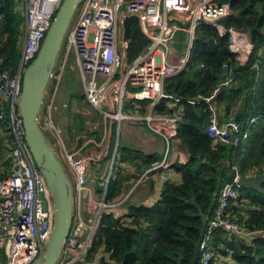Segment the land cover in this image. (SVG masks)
Returning a JSON list of instances; mask_svg holds the SVG:
<instances>
[{
	"label": "built area",
	"instance_id": "built-area-1",
	"mask_svg": "<svg viewBox=\"0 0 264 264\" xmlns=\"http://www.w3.org/2000/svg\"><path fill=\"white\" fill-rule=\"evenodd\" d=\"M65 0H25V35L22 41L20 62L15 74L0 67V121L9 133L11 143L5 162L10 163L5 177L0 181V264H33L45 253L55 223L56 209L52 193L41 169L38 167L27 142L24 119L19 112L22 93V76L39 54L47 33ZM233 14L230 3L216 0H82L76 9L72 28L64 37V65L70 54L76 55L77 66L84 83L85 97L89 107L103 117L105 133L100 142H92L100 152L85 158H76L67 150L63 161L73 184V220L62 254L57 264H118L105 253L99 252L89 261L94 243L104 216L124 220L116 212L130 193L121 200L110 202L108 185L114 177L121 140L122 124L136 119L127 110L131 104L138 108L147 103L143 119L150 129L166 139V151L162 161L154 164L147 173L155 172L162 187L181 183V175L171 169L170 144L163 130L179 124L184 111L178 107L183 99L166 92L165 83L181 72L183 66L170 63L171 47L180 32L190 37L197 27L213 26L221 36L229 35V50L235 60L246 62L254 46L245 30L224 28L220 22ZM130 18L139 20L141 30L149 40L148 47L134 60H130L131 40L126 36L125 23ZM201 68L204 67L202 64ZM223 82L209 97L198 94L191 104L204 102L210 105L212 117L207 129L208 137L216 144L240 146L250 136V123H232L230 128L215 117L214 100L226 87L236 85V74L229 63H224ZM54 77V71L51 79ZM224 87V88H222ZM162 99L170 101L171 113L157 114L155 107ZM56 94L50 96L46 110L45 131L63 144L62 131L53 123L57 111ZM138 112V111H136ZM138 115V114H137ZM113 134L116 143L111 144ZM112 154L105 166L100 193L89 183V164L97 162L98 168ZM4 169L0 158V171ZM232 181L226 182L219 192L218 206L212 219L204 228L198 264H217L214 240L223 233L229 240H242L246 244L259 238L264 240V230L250 231L247 228L246 212L252 210L243 196L236 167ZM161 172V174L159 173ZM250 208V210L248 209ZM234 208L245 209V218ZM234 262L233 251L223 247ZM221 249V248H220ZM236 262V261H235ZM232 264H239V263Z\"/></svg>",
	"mask_w": 264,
	"mask_h": 264
},
{
	"label": "trees",
	"instance_id": "trees-1",
	"mask_svg": "<svg viewBox=\"0 0 264 264\" xmlns=\"http://www.w3.org/2000/svg\"><path fill=\"white\" fill-rule=\"evenodd\" d=\"M219 1L230 3L233 10V14L220 24L226 29L235 28L249 33L254 46L249 61L244 66L235 61L229 50L228 34L221 36L218 29L209 25L197 27L187 69L165 83L167 93L183 99L181 105L184 114L174 135L186 146L190 159L174 167L181 175V183L166 184L157 204L152 207H131L124 220L104 216L98 233L99 240L90 251L89 261L102 246L104 252L111 253V259L118 264H193L201 232L218 206L219 192L236 175L233 167L244 177L264 174V129L253 130L251 124L249 139L238 147L214 145L207 133L212 117L210 105L189 102L195 100L198 94L211 96L223 80V64L229 63L241 87L223 89L214 103L224 105L226 113H230L246 96L250 112L255 84L260 81L257 92L259 103L254 108V118L264 121V55H260L261 51L264 52V0ZM125 30L127 38L131 40L129 56L132 61L150 42L136 18L126 21ZM24 35L25 16L19 9L18 0H0V67L11 70L13 74L19 66ZM202 64L203 68L200 67ZM169 103V100L162 99L155 112L170 114ZM247 125L243 126L247 128ZM0 127H3L1 121ZM44 135L47 136L45 132ZM133 153L135 157L138 155L137 152ZM122 157L125 159L124 155ZM158 159L148 157L147 165ZM5 163L0 171V181L10 168V163ZM244 198L252 208L246 212L248 230H264V194L248 191ZM236 240H229L223 233H217L214 244H222L233 251L234 258L240 263L264 264L263 239H253L257 247Z\"/></svg>",
	"mask_w": 264,
	"mask_h": 264
},
{
	"label": "crops",
	"instance_id": "crops-1",
	"mask_svg": "<svg viewBox=\"0 0 264 264\" xmlns=\"http://www.w3.org/2000/svg\"><path fill=\"white\" fill-rule=\"evenodd\" d=\"M216 1L220 2L219 0ZM184 34H185L184 35L185 42L182 44L180 38L179 37L177 38V40L171 47V58H170V63L174 66H183L182 69L183 71L187 69V65L191 57L193 42L195 39V32L191 37L186 33ZM248 39H250L251 41L250 35ZM260 55H264V52L261 51ZM235 61L239 65L244 66L247 64L249 59H247V61L244 63L237 60ZM224 78H225V74H223V80ZM259 82L257 81L255 84V89H254L255 93L251 100L252 111L249 112L248 110V106L246 105V96L242 97V99L231 109L230 113H226V107L224 105L220 106L215 104L213 115H215V117L218 118L219 122L222 125L228 126L230 128L231 127L230 125L232 123L249 125V123L251 122L250 126L252 124V128H253V125L256 120L254 118V108L259 103V94L257 93L258 90L260 89ZM238 85L239 83L236 81V85L233 86V88L239 87L241 84L239 86ZM230 88L232 89V87H226L224 89L230 90ZM177 105L179 108H183L181 102L178 103ZM127 110L132 114L136 115V119L124 122L122 124L121 136H120L121 140L117 155L116 171L114 177L110 179L109 182L110 190L108 191V199L110 202H116L118 200L120 201L123 196H126L129 193L131 194L123 205H120L116 208V212L122 215L123 217H127L131 207L134 206L152 207L160 201L163 187L159 182L158 179L159 176L155 172H151V173H147V172L151 169V167L154 164L162 161V159L164 158V153L166 151L165 148L166 139L163 136L153 132L148 126L147 122L143 119V116H145L147 113V103H141L137 109L134 108L133 105L128 104ZM245 116H246V120H245ZM39 124L42 130L45 132V134H47L51 139L52 137L49 135L50 133L45 131V127L47 124V116H46V111H44V108H42V111L40 112L39 115ZM177 125L178 124L171 125L167 129L163 130V135L166 136L167 141L170 144L169 157H170L171 169L174 171H175L174 167L176 164H185L190 159V153L187 151L186 146L182 143L180 138L174 135V132L178 128ZM165 130L170 132L173 140H170L168 138V136L164 133ZM92 142H96V141L89 140L83 145H81L80 149L74 148L72 150V154H74L76 158H85L89 155H94L95 153L98 154L100 152V149H98ZM10 143L11 140L8 131L6 129H1L0 158L3 157V155H5L4 158L7 157L9 150L8 146ZM160 146L162 147L160 148ZM4 148H7V151L5 153H3ZM133 152H137L138 155L135 157ZM59 154L61 160L63 161V156L61 152H59ZM122 155L125 156V159L122 157ZM148 157H150L152 160L155 158H159V159L154 161L153 164L149 166L147 165V161H146ZM107 158H109L108 161H105ZM107 158H105L104 162L101 163L102 164L101 168H98L99 164L96 162L97 164L96 169L98 171H93L92 165L95 162L89 164L91 175H89L88 182L94 184V188L97 193H100L101 191L103 179H105L106 177L105 166L112 159V154H110ZM159 173L161 174V172ZM109 185H108V189H109ZM234 209L241 216L245 214V209L244 210H239L238 208H234ZM248 209L250 210L249 207ZM243 217L245 218V216ZM236 241L246 244L242 240H236ZM246 245L257 247V245H254V240L252 239ZM223 247L224 246L222 244H219L217 246L214 244V253L217 264H232L235 261L239 264H245L238 262L235 258H234L235 261L233 262L229 257V255L226 254L225 252L226 250Z\"/></svg>",
	"mask_w": 264,
	"mask_h": 264
},
{
	"label": "water",
	"instance_id": "water-1",
	"mask_svg": "<svg viewBox=\"0 0 264 264\" xmlns=\"http://www.w3.org/2000/svg\"><path fill=\"white\" fill-rule=\"evenodd\" d=\"M81 1H64L51 29L46 35L39 54L22 76L19 112L24 119L28 145L46 179L56 209L51 239L47 244L44 255L39 256L33 264L58 263L73 220V184L62 161L57 158L55 151L48 143L40 127L39 115L51 75L62 49L64 37L71 26L76 9ZM239 183L247 191L264 194V174L257 177L241 176ZM203 234L204 230H202L200 240L195 248L193 264H198Z\"/></svg>",
	"mask_w": 264,
	"mask_h": 264
},
{
	"label": "rangeland",
	"instance_id": "rangeland-1",
	"mask_svg": "<svg viewBox=\"0 0 264 264\" xmlns=\"http://www.w3.org/2000/svg\"><path fill=\"white\" fill-rule=\"evenodd\" d=\"M19 9L24 13L25 12V0H18ZM76 15L74 16L70 29L72 28L75 22ZM185 34L180 32L178 37L182 44L185 42ZM64 41L62 45L61 52L58 57L54 69V77L50 80L45 93L44 101L42 108L44 111L47 110L49 104L50 96L56 94V105L58 106L57 111L53 113V123L55 126H58L62 129V140L63 144L59 143L54 135L49 134L52 138L47 135V140L51 145L52 149L55 151L58 159L61 160L59 152L63 154L64 150H67L69 153H72V150L80 149L81 145L86 143L89 140L100 142L104 136L106 123L102 116L94 112L88 105L85 97V88L84 83L81 80V74L79 67L76 62L75 53H71L68 57L66 64L64 65ZM42 111V109H41ZM48 121V119H47ZM58 123V124H57ZM264 121H256L253 125V130H263ZM170 140H173L169 131H164ZM156 136V135H155ZM79 137V139H78ZM172 142V141H171ZM116 143L115 134L111 144L114 146ZM159 147V146H158ZM162 146H160L161 148ZM166 148V147H165ZM164 148V150H165ZM173 150V148H172ZM3 153L7 151V148L3 149ZM1 157L3 166L5 159ZM107 158L105 161H108ZM62 161V160H61ZM63 163V161H62ZM119 165V162H118ZM65 171L70 177L72 184H74V179H72L68 169L63 163ZM97 164L93 163V171H98L96 169ZM243 196L248 194L247 190H242ZM47 247V246H46ZM46 249V248H45Z\"/></svg>",
	"mask_w": 264,
	"mask_h": 264
}]
</instances>
